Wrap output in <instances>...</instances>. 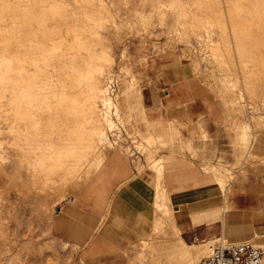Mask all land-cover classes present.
Wrapping results in <instances>:
<instances>
[{"label": "rangeland", "instance_id": "374dc122", "mask_svg": "<svg viewBox=\"0 0 264 264\" xmlns=\"http://www.w3.org/2000/svg\"><path fill=\"white\" fill-rule=\"evenodd\" d=\"M21 1L22 0H20V2ZM28 1L29 5L26 4ZM36 1L38 0H35V2ZM52 1L57 3V6H59V8L61 9L62 16H75L78 18L77 21H69V24L75 23L78 25H85L87 27L89 26V28L87 29V33L86 31L84 33V42L88 41L87 44L89 47H85V45H82V47H85V49L90 48V50L88 49L89 51L87 52V49L85 50L81 47L80 50H82V56L86 57V59L89 56L88 59L89 61H91V54L95 55V57H93L91 61L93 63L97 62V59L100 57H98V55L103 54V59L100 62L104 64V71L102 74L99 73L98 75L101 76V82H107V84L105 85L106 90L104 93L110 101H107L109 105L107 103L103 105L102 103L98 102V108H100V111H106L113 123L111 122L112 125L110 124V128L109 125L108 127H106V138L99 145V147H101L100 150H103L102 152L108 156L106 159V163L102 167L101 173H103L116 159H120L121 157H133L138 160L137 163L140 165V168H147L154 173V175L157 177L156 188L158 189V182H160V184L162 185V161L164 164V159H171L173 157H176L177 162H179L182 166L183 164L192 163V166L196 167V169L198 170V175L204 176L202 171L205 170L203 172L208 173L206 169L208 170L209 168H211L209 169V171H211L210 173L213 172V169H220L221 172L225 174V190L223 191V193L225 192L226 198L225 204L221 205L222 208H224V206H227V209H229L228 207H230V205H233V203L231 204V202L232 197H234L235 194H243L248 191H252L251 189L248 190L246 188H243L244 185L250 181H258L264 177V83L260 84L257 83V81H253L249 86H245L242 80V76H240V61L238 60V56L236 55V53H234L231 49L232 57L235 60L230 57V60L227 58L224 63H220L215 54L213 55L212 47H214L213 45L215 44V46H221V51L223 50L225 53V45L227 47V45L229 44V47H234L236 43L235 46L237 47V44L238 46H242L244 44L243 46L251 49L249 50L244 47V50V48L241 47V53L245 51L244 54H251L250 51L253 49V51L251 52L254 54L250 56H254L255 54L256 56L259 55L264 44H260L259 42H257L259 40L256 41V39H258V37L260 39V34L262 32L264 35V27L262 29V26L264 25L261 26V24L263 23V21L261 22L262 19L259 20V23L261 24H258V26H261L260 29H262L263 31L259 30L258 28L255 29L259 30L260 34H258L254 30L258 35L256 34L254 36V32L252 34H248V37L249 35L253 36V39L249 40L250 37L248 39H245L244 37H242V35H240L241 33L237 35V32V37L235 35L234 36L238 38V36L240 35V37L242 38L239 37L236 40L235 37H232L233 34H230V25L224 19V15L222 21L225 22L224 25L226 24V28L225 26H222L223 23L221 21V23L219 24V19L215 20L218 17L215 16L217 14L216 12L218 11V13H220L219 8L223 13L224 8L227 6L225 0ZM240 1H244L245 4L249 5V7H244L245 9L254 8L260 12H258L259 14H262L261 11H263V9H260V6L257 5V2H253V4L255 3L258 6L255 8L252 7V2H250V4L247 0ZM22 2H25L23 6H25V8L27 9H30V7L34 10H36L35 8H39V5L35 4L33 0H23ZM210 10L214 11L211 12ZM195 12L198 13H196L198 17L203 14V18L206 19H210L214 14L213 16L215 17H213V20L215 21V23L210 26L209 21H198L197 16V20L195 19L193 21L192 19L195 18L193 16L195 15ZM210 13H212L211 16H209ZM35 14H37V12H35ZM204 14L206 15V17ZM202 21L207 24V28L209 26V30H212V33L210 32L209 35L204 30L205 26ZM216 22L218 24H216ZM56 23L57 22L54 21H47L46 24L56 25ZM59 24L61 25L60 22ZM241 24L243 23H238V26L243 27ZM63 25L64 23H62L58 34H60L61 37L64 36L63 38H65V41L67 42L73 40V33L70 30H66ZM201 25L204 26L202 27V29ZM225 30L226 32H223ZM41 32L47 34V36L49 35L47 30H42ZM40 34L41 33H39V35ZM39 35L37 38H42ZM56 35L57 33L54 34V36ZM86 35L88 36L86 37ZM49 37H51V33ZM56 39H53V41H56ZM239 39H245L243 40L242 45L240 44L241 40ZM10 40L11 42H9V39H7L6 42L4 40H0V44L7 45L9 42L8 45L12 46L14 42H17V40L27 42L28 39L21 40L12 38ZM41 40L44 41V38L39 39V41ZM260 40L262 41L263 39L261 38ZM259 45H261L262 48L261 46L259 47ZM256 47L258 48V50ZM10 49V51L9 49H6L8 51L0 49L2 51L0 52L4 53L3 56L9 58V55L13 54L14 57L11 56L13 58V61L11 59L10 60L14 63L17 61V65L14 64L16 70L13 69L15 72L11 74L12 76H15L12 78L8 76L11 79V81L9 82L12 83V80L17 79V81H19L20 79L21 81L20 83H18V85L20 84L19 86L21 87V84L24 82V80L25 83L27 82V80H29L31 81L29 83L31 85L29 89L30 94L28 96L26 95L27 98L32 95L34 97H37L40 94V97L43 96V100L46 99L48 101L50 99L49 96H51L52 94L50 92H52L53 90L57 91L58 89L56 87L57 85H60L59 82H57L58 84L56 83L57 85L53 83L52 85L55 86V88H52L51 83L55 78L54 76H58V78L62 79L63 77H65V73L61 74L62 72H64L62 65L60 67L61 63L59 64V67L56 66V64L59 63L58 60H56L57 56H54V58L56 57V61L49 64L46 63V61H53L54 58L52 57L53 59H50L49 55L45 54L44 55L45 57H47V59L44 58V55L41 53V51L40 53H37L39 50H37L36 52L30 50L29 53L25 54L21 49ZM14 49L18 50L15 51ZM254 49L256 50V52H254ZM259 49H261V51ZM248 50L249 52H247ZM223 55L226 56V53ZM246 55L248 56V54ZM262 55H264V53ZM15 58H17V60H15ZM40 58H44L45 62L43 61L44 59L41 60ZM248 58L251 59V57ZM23 59L25 60L24 63H22V65L24 66V70L21 68L22 65L20 67L21 63H19V60L20 62H23ZM35 59H39L37 61L39 64L38 67L46 66L45 64L40 65V63L43 62L47 64L46 67H48L49 65L47 70L46 68H43V71H41L40 69H42V67L38 68L34 66V63H30L36 62ZM248 62L251 63L250 61ZM52 63H55L53 64L54 67L52 68H60L62 69V72L60 69L59 71L56 69L57 72L54 71V69L53 71H48L50 66H52ZM11 64L13 66V63ZM165 64L173 66H175L176 64H186L189 66L191 70L190 74L193 77L192 84L198 85L197 90L204 91V94H206V100H204L207 102L206 105L208 106L210 114L212 115L211 119H209L205 111L190 112L186 110H183L182 115L176 116L175 119L173 117H169V119L165 120L162 119L160 108H162L163 106L159 100L160 93H158L157 90H161L160 87H162L164 84L163 80L165 79L163 66ZM16 66L18 67L16 68ZM44 69L48 72H44ZM17 70L18 72H20L18 73ZM58 72H60V75L64 76L59 77L58 74L53 76V74ZM238 72H240V77L238 76ZM48 73L53 76V80H50L51 76L48 78V80H46V78L48 77L46 74ZM58 78L54 81H57ZM65 78L64 80L66 82ZM227 78L232 79V82L234 84H232V82L228 83L229 81H227ZM36 80L37 84L39 82L42 83L37 86ZM42 80H46L47 83L45 81L43 82ZM49 80L51 82H48ZM59 81L62 82V80ZM224 82L225 84L223 85ZM43 83H50V88H48V90L52 88V91L49 90L47 91L49 93H47L45 91L47 90V88L45 90L44 88L49 86H44ZM16 84H14V86L11 84L5 87L0 86V179H4L5 182V185L0 187V207L3 206L4 202H7L8 197L12 198L13 194H16L21 198L22 203H24L25 211H22L19 221L16 222V225L19 226V232L17 233L18 235L13 236L8 233L7 220L4 221L1 219L0 221V241L5 245L4 251L1 252L2 256L0 259V264H195L207 254L208 245L213 243L214 240H223L227 242V239L223 236H217L207 240L195 241L184 238L187 243L201 242V245L196 247L195 250H193L192 254L190 253L188 255L182 256L179 253V244L176 243L177 234L176 232L171 230L170 222L168 220L160 223L162 224V226L160 224L156 226L154 223L152 232L148 236L138 242L123 245L118 248L116 252L110 254L109 256L106 255L105 257H103L102 255L87 256L86 253L77 251L74 243L60 242L59 239L48 236L45 231L44 217L50 212H55L57 205H60L64 202L69 203L71 200L76 203L77 197L87 191V189H89L95 183V181L91 182L87 189L81 191L79 190L83 187L84 183L81 184L82 187L79 186L78 188H73L77 187L78 185L70 184L67 182V178H65V176H67V173H64V171L66 170V166L63 165L65 169H63V167H56L55 160H52L54 159L53 155L57 153L53 149L56 150V148H61L63 146V141L67 139L69 134L67 133V135L64 136L66 133L64 131H62L61 133H49L48 131H46L45 133L44 130H48V127H50V125H48L46 121H50V118L51 121H53V117L49 116V119H45V122L44 120L40 122L41 124L46 123V127L40 124L42 130L44 129V132L41 133V135L37 134L40 138H37L36 134L33 135L35 129L34 124L37 120L34 119L37 115L33 110L34 108L36 110L37 107H40L39 105H41L42 103L44 104V101L41 103V99L38 100V102L33 100L29 102L23 92H21V94L18 93L20 89ZM33 84L36 86L34 87ZM66 84L68 85V83L66 82L65 85L59 86V90L60 88L62 89L63 87H67ZM11 86H13L12 89H15L12 90ZM38 89L39 91H37ZM41 89L45 91L44 95H46V93L48 94L46 98H44L45 96L42 95L44 92L41 91ZM35 90L37 91L38 95ZM62 90H66L63 94L66 93L67 95H69L70 91L78 89L77 86L76 89H73L72 86H68L66 89L63 88ZM138 91H140L142 95L141 102L136 96ZM9 92L11 95L9 94ZM15 92L19 94L18 96L21 95L20 97H23V100L24 98H26L24 100L25 102L22 103L25 104H23L25 107L29 106L27 108L28 110L24 111L26 113L22 111V109L24 110L25 107L22 108V106H18L17 113L19 112L18 114L23 118L21 119L19 117L20 119L18 118L17 120L12 119V117L14 118V110L16 107L10 102V99L12 98L11 96ZM39 92L43 93L41 94ZM4 94L5 96H3ZM75 94H77V92ZM68 97L66 98L65 95L66 99H64V101L62 100L63 102L60 101L61 103L59 101H55L57 106H61V104L65 106L66 104L68 105ZM46 100L45 103L49 104L46 102ZM51 102L52 104L55 103L53 101ZM1 103L3 105H1ZM107 105L110 107H108ZM45 106L48 107L49 105ZM183 106H187V104H184ZM51 107H53V105H51ZM19 109H21V111H19ZM31 110L32 112H30ZM60 110L62 111L63 108ZM60 110L59 114H62ZM28 111L29 114L25 115L28 113ZM44 111L43 113H41L43 114L41 119H44V117L47 118V116H44L47 115V113L44 114ZM26 117L30 118L27 119ZM61 117H56V120L59 119V122L64 121L65 117H62L64 120L60 119ZM10 118L11 120H14V125L19 124V127L31 125V129L29 127L30 131H32L31 133H29L30 135L28 133H21L20 136V134L18 135L10 132L9 125H13V122L9 124V122L11 121ZM154 118H161L163 120V122L161 123L163 126H165V130L174 131L175 138L169 139L168 136H164L166 138L162 136L155 137V133L159 131L157 129V124L159 123L154 124L152 121V119ZM32 120L34 123L32 122ZM56 120H54V122ZM60 123L62 124L63 122ZM60 123L57 122V124ZM59 127L61 126L59 125L58 128ZM147 134H152L154 138L151 141L147 140ZM42 136H44V138ZM24 137L27 138L25 139ZM62 137H65L66 139ZM36 138L38 139V142L42 141L39 139H43V142H40L39 144L42 149L44 148L43 150L37 149L38 147L36 149L33 148V146L37 142ZM23 140L25 142H28L24 143ZM49 140H51V142ZM21 142L24 144H22ZM59 143H61V145ZM16 146L18 149L16 148ZM36 150H38V152H36ZM38 153H40V157L37 155ZM65 154L67 155L68 153L66 152L64 153V155ZM35 156L38 158H35L36 161H34ZM46 157L49 161H47ZM49 157L51 158L49 159ZM159 158L161 161L159 160ZM42 159H45L44 161L47 162L46 166H41L44 169L39 165L36 166L37 169L35 170H33L32 166L29 167L32 161L33 163H37L38 160H41L39 163H44ZM78 164L79 163L75 165L76 170L79 169L76 168ZM157 165H159L160 167H157ZM48 167L49 169H46ZM78 167L80 166L78 165ZM38 168H40V170ZM38 170L39 173L42 171L40 175H38L37 173ZM56 173H58L59 176L57 175V177H55ZM61 173H63V175ZM59 177H61L62 181H64L62 182ZM43 179L45 181H43ZM51 179H55L56 181L53 180V182ZM55 185L59 188L55 187ZM162 187L166 189L165 186L162 185ZM34 199L37 200L38 207L37 210H32L30 212V201H33ZM226 211H224V213ZM155 212L158 211L155 209ZM166 222L169 223L166 224ZM10 224L12 225V223ZM159 227L162 229H160ZM157 228H159L158 231ZM251 241L255 244H263L262 246L264 247V240L258 241L252 239ZM58 245L61 249L58 247ZM61 250L63 251L61 252Z\"/></svg>", "mask_w": 264, "mask_h": 264}, {"label": "crops", "instance_id": "0c3cea01", "mask_svg": "<svg viewBox=\"0 0 264 264\" xmlns=\"http://www.w3.org/2000/svg\"><path fill=\"white\" fill-rule=\"evenodd\" d=\"M163 70L164 84L161 90H157L163 106L160 108L162 119H175L183 110L205 111L211 119L206 94L197 90L198 85L192 84L189 66L165 64ZM162 119H152L154 124L159 123L155 137L175 138L174 131L165 130ZM146 136L154 138L152 134ZM107 157L104 156L79 190L87 189L95 181L77 197L76 203L71 200L57 205L55 212L44 217L48 236L60 242L74 243L77 251L87 256H109L123 245L142 240L152 232L156 221L163 220L162 210L155 205L158 190L165 189L163 185L168 195L172 225L178 229L176 243L180 244L181 240L187 243L184 238L195 241L217 236H223L228 243L264 240V177L245 184L243 188L252 191L235 194L233 205L227 209V206H221L225 204V189L216 183L212 173L202 171L204 176L198 175L192 163L182 166L176 157L164 159L162 185L158 182L157 189V177L151 170L140 168L138 160L133 157L116 159L101 173ZM4 185V179H0V187ZM37 207L36 199L30 201V212ZM22 211H25V205L16 194L8 197L0 207V221L7 220V231L13 236L18 235L16 222ZM193 243L198 244H187ZM4 248L0 241V259Z\"/></svg>", "mask_w": 264, "mask_h": 264}, {"label": "bare ground", "instance_id": "6f19581e", "mask_svg": "<svg viewBox=\"0 0 264 264\" xmlns=\"http://www.w3.org/2000/svg\"><path fill=\"white\" fill-rule=\"evenodd\" d=\"M22 1L20 2V0L19 1H17V0H0V6H1L0 7V40L1 41L4 40L6 42V40L9 39V42H11L10 39L13 38V39H21V40L22 39H28L29 41L27 40V42H24V41L17 40V42H14V43L12 42L13 44L10 43V44H12V46H9L8 45L9 42H8V44L6 43L7 45H5V44L4 45H1L0 44V49H3L4 51L6 49H9V51H10L11 50L10 48H12V49L13 48H18V49L23 50V52L25 54L29 53L30 50H33V52H36L37 50H39L37 53H40V51H41V53L43 55L44 54L45 55H49V58L50 59H53L54 56H57V58L56 57L55 58H56V60H58L59 63L56 64V66L59 67V64L61 63L60 64V67L62 65V68L64 69V72H62V69H60V68L59 69L62 72L61 74H64L65 73V77L66 78L63 77L64 75L62 76V75H60V72H58V73L53 74V76L56 75V74H58L59 77L62 76L63 79L62 78H58V76L57 77L54 76L55 77L54 80H56L58 78L57 81H54L53 80V76H51L50 73H48V74H46L48 77L47 78L45 77L46 80H48V78L51 76L50 77V80H53V82L51 83L52 88H55V86H53L52 84L55 83V85H57L58 84L57 82L60 83L59 86H63L67 82L68 83V85L66 84L67 87L68 86L69 87L72 86L73 89H76V86H77V89L79 90V93L80 94L78 93V90H72V91L69 90L70 91V94L69 95H67L66 93L63 94L66 90L63 91L62 89L63 88L66 89L67 87H63L62 89L60 88V90H59V86L58 85L56 87L58 89L57 90L58 92L56 90H53L52 91L51 90L52 88L49 89V90L52 91V92H50V93H52L51 96H49L50 99L47 97L50 100V102L51 101H53V102L59 101L60 102L62 100L64 101V99H66L69 96L68 97V103L69 104L68 105L66 104V106L65 105H62V104H61V106L60 105L57 106L56 102L54 104H52V102L50 103L49 100L47 101L45 99L46 102L49 103V104H46L45 103V100L42 99L43 96L40 97V94L38 95V93H37V91H39L40 88L37 91L35 90L36 93H37V95H38V96L36 95L37 97H34L32 95L33 97L32 96H29L27 98V96L30 94L29 93V89H30V85L31 84H29V83L31 81L27 80L26 83H25V80H24V82L22 81L23 83L21 84V87L19 86L20 84L18 85V83H20V81H21L20 79H19V81H17V79L12 80V83L14 82L13 84L9 82V81H11V79L8 76H10L11 78L15 76V75L12 76L11 74L13 72H15L14 70H16L15 67H14V64H16L17 61L15 63L12 62L13 61V58L11 56H13V54L12 55H9L11 58L10 57L8 58L6 56H3L4 53H1L2 52L1 50H0L1 51L0 52L1 53L0 54V86H4L5 87V86H8L9 84H11V85L14 86V84L17 83L16 85H18L19 86V89H20L19 90L20 92L18 91V93L21 94V92H23L25 94V96L27 95L26 98L29 100V102H31L32 100L38 102V100H41V99H42L40 101L41 103L44 101V104L42 103L43 105L42 104L41 105L38 104L40 107H37L36 110L34 108V110H33L34 112H36V115H37L34 118L35 120L36 119L37 120H36V122L34 124V128L35 129H34V132H33L34 134L33 135H35V134L36 135L37 134H40L41 135V133H43L44 131H45V133H46V131H48L49 133L50 132H55V133L56 132L57 133L59 132V133H61L62 131H64V132H66L64 136H66L67 133L69 134L68 137H67V139L65 137H62L64 139H66V140L63 141V146L61 148L59 147L61 145V143H59L60 145L59 146H56V147H59V148H56L55 147L56 150L53 149L57 153L53 155L54 159L52 158L53 159L52 161L55 160V163H56L55 166L56 167H59L60 168V167H63V165L66 166L65 167L66 170L64 171V173H67V176H65V178H67V182L70 183V184L78 185L77 187H73L72 186L73 188H78L79 186H81L82 183L85 184V182L89 179V177L91 176V174L99 166V164L103 160L104 156L106 155L105 153L102 152L103 150L102 151L100 150L101 147H99V145L105 140V138H106L105 129H106V127H108V125H109V128H110V124H111L112 121H111L110 117L108 116V113H106V111H104L102 109H101L102 111H100V108H98V104H99L98 102H100V103H102L104 105L109 100V98L106 97L105 96V93H104L105 90H106L105 89L106 88L105 85L107 84V82L106 83L105 82L104 83L101 82V76L98 75L99 73L102 74L103 71H104V68H103L104 64L102 62H100L103 59L102 58L103 54L102 55L101 54L98 55V57L99 56L100 57L97 59V62H93V63L91 61H92V58L95 57V55H93V54H91L92 56L90 55L91 56L90 57L91 58L90 59L91 61H89V59H88L89 56H88L87 59H86V57L82 56V54H81L82 53V50H80V48L82 47V45H85V47L86 46L89 47L88 44H87L88 41L87 42H84L85 41L84 40V36H85L84 33H85V31L87 33V29L89 28V26L87 27L85 25H78V24H75V23L69 24L68 23L69 21H71V20L72 21H77L78 18L75 17V16H71V17H69V16H62L61 9L59 8V6H57V3H55L54 1H52V0H38V1L35 2V0H33L35 2V4H38L39 5V8L38 9L35 8L36 10H34L33 8L31 9V7H30V9L25 8V6H23L25 2H22ZM225 1L227 3V6L224 8L223 13H222V11L219 8V12L220 13H218L217 10H216L217 12L215 11L218 14L217 15L215 13L216 14L215 16H218L219 18L217 17L216 19L215 18L214 19L215 20L219 19V24L222 22L223 25L222 24L221 25L224 27L226 24L224 25L225 22L222 21V18L225 17L224 19L230 25V27H229L230 29L229 30L231 32L230 34H233L232 37H235V36L237 37V35L239 33H241L240 35H242V37H244L245 39H248L250 37L249 40L250 39L252 40L253 39L252 38L253 36L252 35H249V37H248L247 36L248 34H250V33L252 34L253 32L255 33V31L258 34H260L259 33V30H262L263 27H264V26H262V25H264V12H263L264 11V0H247L248 3L252 2V7H255L256 8V7H258L257 5H259L260 6V9H263V11H261L262 14H259L260 12L257 11L256 9H254V8L245 9L244 7H246V6L249 7V5L245 4L244 1L243 2H241L240 0H225ZM253 2H255V3L257 2V5L255 3L253 4ZM28 3H29V1L26 4H28ZM80 6H82V5H80ZM28 8H29V6H28ZM213 11H211V12H213ZM35 12H37V14H35ZM196 13L197 12H195V15H193L195 18H193V19L191 18L193 21L196 19V16L198 17V15H196ZM202 15L203 14H201V16H199L200 18L198 17V21L199 20H204V21H207V22L209 21L210 26L215 23V21L213 20V17H215V16H213L214 14L212 15V13H210V15H209V16L212 15V17H211L212 19L211 18L210 19L203 18ZM223 15H224V17H223ZM205 17H206V15H205ZM260 19H262L261 22L263 21L262 24L259 23L260 22L259 21ZM47 21H54V22H57V23H56V25L55 24L54 25H51V24L50 25H47L46 24ZM59 22L61 23V25H62V23H64L63 26L66 28V30H70L73 33V37H74L73 40L70 39L71 41H68L67 42V41H65V38H63L64 36L61 37V35L58 34L59 31H60V27H61V25L59 24ZM202 22H201V24H202ZM240 22L243 23V24H241L243 27L238 26V23H240ZM199 24H200V22H199ZM216 24H218V23L216 22ZM258 24H261L262 29H260L261 26H258ZM206 25L207 24H205V23H204V26L205 27L201 25V29H202V27H204L205 28L204 30L209 35L212 30H209V26L207 28ZM225 28H226V26H225ZM225 28H223V29H225ZM257 28L259 30H255ZM42 30H47V32L49 33V35L47 36V34L42 33L41 32ZM223 32H226V30L223 31ZM39 33H41V34L39 35ZM50 33H51V37H49L50 36ZM56 33H57V35L54 36V34H56ZM201 33H202V31H201ZM236 33H237V35H236ZM254 33H253V35L255 36L257 33H255V34ZM261 34L263 35V32ZM261 34H260V39L262 38L263 40L261 41L259 39V37H258V39H256V41L259 40L257 42H259L260 44L261 43L264 44V37H263L264 35L262 36ZM38 35L41 36L42 38H44V41H42V40L39 41V39H42V38H40V37L37 38ZM88 35H86V37ZM225 35H226V33H225ZM240 35L238 36V38L240 37ZM243 35H245L246 37L243 36ZM230 37H231V35H230ZM236 37H235V39L237 40L238 38H236ZM242 37H240V38H242ZM53 39H56V41H53ZM245 39H242V40L239 39V40H241V43H240L241 45L243 44L242 42ZM217 40H218V38H217ZM227 41H228V39H227ZM253 41H255V40H253ZM235 42H237V41H235ZM212 44H214V43H212ZM27 45H29V46H27ZM215 45H213L214 47H212V49H213L212 50V53H213V55L215 54L216 58L218 59V61L220 63H224L227 60V58L229 60L231 59L230 58V57H232V51H231V49L233 50L234 53H236V55L238 56V60L240 61V63H239V65H240V72H241V75L240 76H242V80H243V83L245 84V86L246 85L249 86L250 83L252 84L253 81L254 82L257 81V83H260V84H263L264 83V55H262L264 53V52H262V51H264V49H263L264 46L262 48V46L259 45V47L261 46V48H262V51H261V49H259L261 52L258 51V52H260L259 55L256 56V54H255L254 56H250V55L254 54V53L251 52V51H253V49H252L250 51L251 54L246 53V54H248V56H247L246 54H244L245 51H243V49H242L243 52L241 53V49H240L241 47L242 48H244V47L247 48L246 46H243L244 44L242 46L239 45L240 47L237 44V47H236L235 46L236 43H235L234 47L231 46L232 48L229 47L228 46L229 44H228L227 47L225 45V48L224 49H225L226 56H224L223 55V54H225L224 51L223 50H222L223 52L221 51V48L222 47L220 46L221 47L220 48L219 46H215ZM85 47H82V48L85 49ZM245 48H244V50H245ZM18 49H16V50H18ZM86 49H87V52L90 50V48H86ZM247 49L250 50L251 48H247ZM249 50L247 52H249ZM257 50H258V48H257ZM6 51H8V50H6ZM254 52H256V50ZM45 55H44V58L47 59V57H45ZM248 57H251V59H249ZM55 58H54L53 61H50V60H49V62L46 61V63H49L50 64L51 62L56 61ZM43 59H41V60H43ZM15 60H17V58H15ZM38 60H36V62H30V63H32V64L34 63L35 64L34 66L38 67L39 66V64L37 62ZM22 61L23 62H20V60H19V63H21L20 64V67H21L22 63H24L25 60L23 59ZM43 61L45 62V59ZM43 61H40V62H43ZM248 61H250L251 63H249ZM44 62L43 63H40V65L41 64L42 65L45 64L47 66V64L44 63ZM11 63H13V66H12ZM53 64H55V63H52V66H50V68L54 67ZM46 66H44V67L41 66L42 69H40V70L43 71V68H46V70H47V68L49 67V65H48V67H46ZM17 67L18 66H16V68ZM23 67L24 66L22 65L21 68L24 70ZM41 67H38V68H41ZM237 67H239V66H237ZM49 69H48V71H53L54 68H52L50 70ZM56 69L59 71V69L57 67H56ZM56 69H54V71L57 72ZM48 71H45V69H44V72H48ZM17 72H18V70H17ZM240 72H238V76H239V73ZM46 75H44V76H46ZM230 75H232V74H230ZM45 78H40V79H45ZM64 78L66 79V82H65ZM46 80H42V81L43 82L44 81L46 82ZM50 80L48 82H51ZM59 80H62V82H60ZM63 80H64V82H63ZM227 81H229L228 83H230V82H232V79H228L227 78ZM225 82L223 83V85L225 84ZM235 82H236V80H235ZM40 83H42V82H39L37 84V80H36L37 86ZM46 83H43V84H44V86H49V87H45L44 88V90L47 88V90H45L47 92V91H49L48 88H50V85H49L50 83L49 84H46ZM43 84H41V85H43ZM232 84H234V83L232 82ZM13 86H11V89H12ZM35 86L36 85H34V87ZM14 89L15 88H13L12 90H14ZM44 90L41 89V91H43L44 93L43 92H39V93H41V94L43 93L42 95H44L45 94V91ZM76 92H77V94H75ZM18 93L17 92L13 93V95L11 96L12 98L11 99L9 98L11 100L10 102L13 105H15V107H16V108L14 107L15 108V110H14V112H15L14 113V118L12 117V119H14V120H17L20 117V115L18 114L19 112L17 113L18 106L19 107L22 106V108L25 107L24 106L25 104L22 103V102H25L24 100L26 98H24V100H23V97L21 98L20 97L21 95L18 96L19 95ZM23 93H22V95H23ZM32 93H33V91H32ZM47 93H49V92H47ZM47 93H46V95H44L45 96L44 98H46V96L48 95ZM9 94H10V92H9ZM65 95H66V98H65ZM3 96H5V94ZM136 96H137L138 100L141 102L142 95H141V92L140 91H138V93H137ZM30 97H32V98H30ZM26 102H27V100H26ZM1 105H3V104L1 103ZM45 105H49L48 107H50V108L46 107ZM51 105H53V107H51ZM28 107L26 106L24 108V110L22 109V111L24 112L25 110H28L27 109ZM42 107H44V108H42ZM108 107H110V106H108ZM62 108H63V110L61 111L60 109H62ZM59 110H60V112H62L63 115L62 114H59ZM19 111H21V109H19ZM43 111H44V114L47 113V115H44V116H47V118L44 117V119H41L42 118V115H43L41 113H43ZM30 112H32V110ZM24 113H26V112H24ZM28 114H29V111L25 115H28ZM38 115H39V117H38ZM49 116L54 118V119L52 118L53 121H51V118H50V121H48V122L45 120V119H49L48 118ZM61 116L62 117H65V120ZM56 117H61L60 119H62L64 121H60V122H63V123L61 124L58 121L59 120L58 118H57L58 120H56ZM20 118L22 119L23 117L21 116ZM29 118H27V119H29ZM27 119H26V121H27ZM10 120H11V118H10ZM14 120H11L9 122V124L11 122H13L12 124L14 125ZM43 120H44V122L46 121V123L48 125H50V127H48V125H47V127L49 128L48 130H44V129H43L44 131L42 130V128L40 126V124H41L40 122H42ZM54 120H56V121L54 122ZM32 122H33V120H32ZM57 122L60 123V124H57ZM46 123L45 124H41V125H44L45 126ZM15 124H16V121H15ZM105 124H106V126H105ZM18 125H14L12 127L11 124H10L9 125L10 126L9 127L10 128L9 131L12 132V133L18 134V135L20 134V136H21V133L22 134H27V133L29 134V133L32 132V131H30L31 125L30 126H27L26 125V126H23V127H19ZM59 125L61 127L58 128ZM29 127H30V129H29ZM61 136H63V135H61ZM36 137L37 138H40V137H38V135ZM42 137L44 138V136H42ZM151 137L150 136H147V140H150L151 141L153 139ZM37 138H36V141L38 140ZM39 140H42V141H40L41 143L43 142V139H39ZM49 141L51 142V140H49ZM26 142H28V141H26ZM26 142L24 141V143H26ZM40 142L37 141L35 143L36 146L35 145L34 146L32 145L33 148L36 149L38 147L37 149H40L41 150L42 148L39 145ZM24 143H22V144H24ZM52 143H53V141H52ZM45 146H46V143H45ZM48 146H49V144H48ZM16 148H17V146H16ZM52 148H54V147H52ZM46 149H47V146H46ZM49 149H51V148H49ZM27 150H30V149H27ZM36 152H38V150H36ZM47 152H49V151H47ZM60 152H62V153H60ZM66 152L68 154L67 155L66 154L64 155V153H66ZM25 153H26V150H25ZM43 153H46V152H43ZM39 154L40 153H38L37 155L39 156ZM47 154H49V153H47ZM46 156H48V155H46ZM41 157H42V155H41ZM35 158H37V157L35 156L34 159ZM50 158L51 157H49V159ZM63 158H65V159H63ZM46 159H47V157H46ZM44 160L45 159H42V161H44ZM34 161H36V159ZM40 161L38 160L37 163H35V162L33 163V161H32V163H31V165H29V167L32 166L33 167V170H35V169H37V167H36L37 165H39L40 167L41 166H43V167L46 166V164H47L46 161H44V163H39ZM47 161H49V160L47 159ZM50 162H51V160H50ZM77 163H79L78 165L80 166V167H78V165L76 166V168H79L78 170L75 169V165ZM158 166L159 165H157V167ZM43 167H41V168H43ZM65 168L63 167V169H65ZM38 169L40 170V168H38ZM43 169H42V171H43ZM46 169H49V167L46 168ZM53 169H54V167H53ZM209 169H211V168H209ZM209 169L208 170L206 169V171L208 173L211 172V171H209ZM222 169H224V168H222ZM39 170L37 171L38 175H40V173L42 172L41 171L39 173ZM203 171H205V170H203ZM59 172H61V171H59ZM30 173H31V171H30ZM54 174H55V172H54ZM61 174L63 175V173H61ZM38 175H36V176H38ZM57 175L59 176V174L56 173V176L55 177H57ZM212 175L214 176V179H215L216 183L219 184V186L221 187V189H225V185H224L225 174L222 173L220 169H213ZM61 177H59V179H61ZM63 178H64V176H63ZM59 179H57V180H59ZM53 180L56 181L55 179H53ZM43 181H45V180L43 179ZM61 181H62V179H61ZM59 185H62V184H59ZM53 187H54V183H53ZM55 187H58V186L55 185ZM155 205H156V208L157 209L162 210V215L164 216L163 220L156 221L155 222V225L157 226L160 223H162L163 221L168 220L170 222V228H171V230H173L177 234L178 233V229L175 228L174 225H172V222H171V211H170L169 204H168V195H167V192L165 191V189H159L158 190V193H157L156 198H155ZM168 223L166 222V224H168ZM163 224H165V223H163ZM160 225L162 226V224H160ZM159 228H157V231H158ZM160 229H162V228H160ZM200 245H201V242L198 243V244H194V243L193 244H187V243H185L184 241L181 240L180 241V244H179V247H180L179 248V253L182 256L183 255H188L190 253L192 254L193 250H195V248L198 247V246H200ZM261 245H263V244H261Z\"/></svg>", "mask_w": 264, "mask_h": 264}, {"label": "built area", "instance_id": "2783aa9c", "mask_svg": "<svg viewBox=\"0 0 264 264\" xmlns=\"http://www.w3.org/2000/svg\"><path fill=\"white\" fill-rule=\"evenodd\" d=\"M264 247L250 241L214 240L207 254L195 264H263Z\"/></svg>", "mask_w": 264, "mask_h": 264}]
</instances>
